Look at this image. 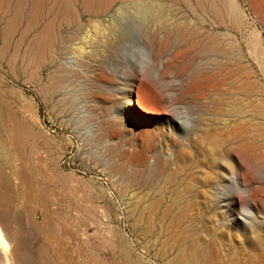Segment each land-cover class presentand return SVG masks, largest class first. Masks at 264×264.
Listing matches in <instances>:
<instances>
[{
  "label": "rangeland",
  "instance_id": "374dc122",
  "mask_svg": "<svg viewBox=\"0 0 264 264\" xmlns=\"http://www.w3.org/2000/svg\"><path fill=\"white\" fill-rule=\"evenodd\" d=\"M190 1L188 54L175 18L0 0V264L261 263L264 0Z\"/></svg>",
  "mask_w": 264,
  "mask_h": 264
},
{
  "label": "bare ground",
  "instance_id": "6f19581e",
  "mask_svg": "<svg viewBox=\"0 0 264 264\" xmlns=\"http://www.w3.org/2000/svg\"><path fill=\"white\" fill-rule=\"evenodd\" d=\"M23 1V0H22ZM45 0H31L32 3H34L36 5V3H43ZM67 1V0H66ZM176 1H180L182 2L187 8H189V5L191 4L190 0H82L83 2V6L85 7L84 10L85 11H92L94 13H98L99 10L102 9V7H104V10L107 11V12H111L113 10V12L111 13L110 16H112L113 18H115L116 20H118L119 22H123V20L125 19V21L127 20V18H131L132 22L134 21L135 24H137L138 26H142L144 25V23H148V25L150 26H158V29L160 27H163V28H167V26L169 27V25L166 23L167 21H169V19L171 18H175L178 20V22L176 23L175 25V31H176V34L180 33V38L183 42V46H184V52L188 53V54H191L193 51L197 50L199 48V46L202 44V42L204 40H207L206 44L209 43L208 47H212V43L216 41V36H207L205 35L202 31L200 30H193L190 28V22H189V18L187 16L188 13H186L185 11V14H182L179 16V14H173L171 13V11L173 10L171 7V4L172 2H176ZM200 1V0H199ZM55 2V0H54ZM62 3V2H60ZM69 3V2H67ZM171 3V4H170ZM44 4V3H43ZM117 4V5H115ZM202 4V3H201ZM34 5V6H35ZM40 5V4H39ZM51 5V4H50ZM53 5V4H52ZM66 5V4H65ZM69 5V4H68ZM103 5V6H102ZM174 5V3H173ZM215 5V4H214ZM38 6V5H37ZM37 6L35 7V9L37 8ZM217 6V5H216ZM39 7V6H38ZM66 7V6H64ZM87 7V8H86ZM49 8V7H48ZM69 8L70 7H66V11H69ZM73 8V7H72ZM215 8V7H214ZM218 8V6H217ZM44 8L41 9V11L43 10ZM51 8H49L48 10H50ZM71 9V8H70ZM33 10V9H31ZM37 10H40V8H38ZM71 10H74V9H71ZM77 10V9H76ZM191 10L193 11V8L191 6ZM40 11V12H41ZM59 11V9L57 10ZM63 11V10H62ZM176 11V10H174ZM20 12V11H19ZM32 12V11H31ZM33 12H35V10H33ZM32 12V18L30 20L36 22L38 19V12L37 13H33ZM50 12H54V9L52 8L50 10ZM60 12V11H59ZM45 13V10L44 12ZM55 13V12H54ZM78 13V12H77ZM42 14V13H41ZM57 14V13H56ZM63 14V13H62ZM69 14V13H68ZM71 14V13H70ZM48 15V14H47ZM51 15V13L49 14ZM58 16V15H57ZM63 16V15H61ZM53 17V16H52ZM178 17V18H177ZM48 18V17H47ZM51 20H53L52 18H50ZM49 19V20H50ZM66 19V18H65ZM29 20V21H30ZM79 20V19H78ZM130 20V19H129ZM128 20V21H129ZM55 21V20H54ZM67 21V20H66ZM172 22V21H171ZM38 23V21H37ZM51 23V22H50ZM48 25V27H53L54 25L53 24H50ZM55 23V22H54ZM62 23V22H61ZM166 23V24H165ZM170 23V21H169ZM35 24V23H34ZM63 25V24H62ZM31 26V25H30ZM115 26V25H114ZM132 26V25H131ZM146 26V25H145ZM201 26V25H200ZM32 27V26H31ZM47 27V28H48ZM118 27V25H117ZM196 27V26H195ZM198 27V26H197ZM46 28V26H45ZM46 28V29H47ZM55 28V27H54ZM121 28V27H120ZM141 28V27H140ZM49 29V28H48ZM54 30V29H53ZM52 30V35L54 33V31ZM156 30V29H155ZM154 30V31H155ZM164 30V29H162ZM173 30V31H174ZM203 30V29H202ZM50 31V30H49ZM46 32V34L48 35V33L50 32ZM116 32V31H115ZM158 31L156 30V33ZM45 33V32H44ZM151 33V32H150ZM155 33V34H156ZM163 33V31H162ZM161 33V34H162ZM165 33V32H164ZM208 34V33H206ZM47 35L45 37H47ZM148 37V36H147ZM158 37V36H157ZM167 37V36H166ZM50 38H51V35H50ZM168 38V37H167ZM154 39V38H153ZM159 39V38H158ZM157 39V40H158ZM172 39V38H170ZM33 40V39H32ZM151 40V39H150ZM47 41V40H46ZM172 42V40H170ZM38 42V41H37ZM52 42V41H51ZM49 42V43H51ZM39 43V42H38ZM42 43V42H41ZM34 44V43H33ZM32 44V45H33ZM40 44V43H39ZM52 44V43H51ZM181 44V42H180ZM45 45V44H44ZM50 45V44H49ZM165 45V44H164ZM38 46V45H37ZM203 46V45H202ZM34 47V46H33ZM205 47V46H204ZM215 47V46H214ZM214 47L213 49H210L211 51L214 50ZM206 50V49H205ZM209 50V48H208ZM207 50V51H208ZM215 51V50H214ZM219 52V50L217 51ZM160 53V52H159ZM158 53V54H159ZM201 54V53H200ZM205 54V53H204ZM196 66V65H195ZM201 68V67H200ZM223 70V69H222ZM206 71V70H205ZM227 71H229V69H227ZM226 72V71H225ZM234 72V70L232 71ZM232 72H229V75L230 76H233L231 74H234ZM231 73V74H230ZM226 74V73H225ZM224 74V75H225ZM217 75V74H216ZM248 75V74H247ZM228 76V74H227ZM196 77V76H195ZM224 77V76H223ZM210 78V77H209ZM226 78V77H225ZM208 80V79H207ZM217 80H220L217 78ZM249 80V79H248ZM236 81V80H235ZM234 82V81H233ZM240 82V81H239ZM217 83V82H216ZM241 83V82H240ZM220 84V82H219ZM249 86V85H248ZM216 87V86H215ZM235 87V86H234ZM247 87V86H246ZM229 91V90H228ZM161 93V92H160ZM163 96V94H161V97ZM165 98H163V101H164ZM234 99V98H233ZM168 100V99H167ZM165 102V105L167 104L166 102L168 101H164ZM237 124V123H236ZM244 124V123H243ZM241 125V124H240ZM237 126V125H236ZM248 126V125H247ZM263 126V125H262ZM210 127V126H208ZM238 127V126H237ZM209 129V128H208ZM242 131V129H241ZM237 133V132H236ZM239 133V132H238ZM246 133V132H244ZM264 133V132H263ZM252 134V132H251ZM243 135V134H242ZM241 135V136H242ZM255 136V135H254ZM240 137V136H238ZM222 138V137H221ZM241 139V138H239ZM246 141V140H245ZM224 143V142H223ZM226 143V142H225ZM247 144V143H246ZM232 150V149H231ZM204 152V151H203ZM204 193V192H203ZM206 193V192H205ZM242 199V198H241ZM241 199L240 197L237 195V196H233L232 198V201L235 203V204H238V203H241ZM186 214V213H185ZM172 219V218H171ZM181 219V218H180ZM184 229V228H183ZM162 230V229H161ZM161 233V232H160ZM190 233V232H189ZM174 234V233H173ZM159 236V235H158ZM2 237V234H1V230H0V238ZM177 242V241H176ZM195 242V241H194ZM193 244V243H192ZM179 246V245H178ZM192 246V245H191ZM208 248V247H207ZM190 250V249H189ZM194 253V251H192ZM224 252V251H223ZM167 253V252H166ZM190 253V252H189ZM200 253H203V252H200ZM204 254V253H203ZM202 254V255H203ZM168 255V254H167ZM186 255V254H185ZM208 255V254H207ZM187 256V255H186ZM190 256V254H189ZM172 257V256H171ZM185 258V256H183ZM191 257V256H190ZM200 257V256H199ZM261 257H262V260H261V263L260 264H264V250L261 251ZM193 258V256H192ZM257 258V257H255ZM170 259V258H169ZM168 259V261H169ZM204 259V257H203ZM202 260V259H201ZM166 261V262H168ZM171 261V260H170ZM184 261V260H183ZM182 261V263H183ZM188 263H189V260H187ZM231 261V260H230ZM186 263V261H185ZM202 263V262H201ZM167 264V263H166ZM174 264V262H173ZM192 264V263H190ZM200 264V263H199Z\"/></svg>",
  "mask_w": 264,
  "mask_h": 264
},
{
  "label": "crops",
  "instance_id": "0c3cea01",
  "mask_svg": "<svg viewBox=\"0 0 264 264\" xmlns=\"http://www.w3.org/2000/svg\"><path fill=\"white\" fill-rule=\"evenodd\" d=\"M21 260H22V256H21Z\"/></svg>",
  "mask_w": 264,
  "mask_h": 264
}]
</instances>
